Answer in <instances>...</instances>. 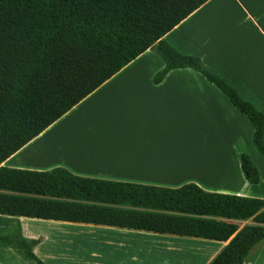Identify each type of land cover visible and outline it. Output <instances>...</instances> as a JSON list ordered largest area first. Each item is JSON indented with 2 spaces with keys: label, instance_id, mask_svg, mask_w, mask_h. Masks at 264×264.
Returning a JSON list of instances; mask_svg holds the SVG:
<instances>
[{
  "label": "trees",
  "instance_id": "1",
  "mask_svg": "<svg viewBox=\"0 0 264 264\" xmlns=\"http://www.w3.org/2000/svg\"><path fill=\"white\" fill-rule=\"evenodd\" d=\"M208 0H0V214L82 222L228 241L209 264H246L264 240V198L80 175L65 166L2 165L122 68L152 46L165 66L193 68L244 113L264 156V113L200 57L163 37ZM245 178L261 181L248 153ZM240 226L225 219L246 220ZM0 245L45 264L18 233Z\"/></svg>",
  "mask_w": 264,
  "mask_h": 264
},
{
  "label": "crops",
  "instance_id": "2",
  "mask_svg": "<svg viewBox=\"0 0 264 264\" xmlns=\"http://www.w3.org/2000/svg\"><path fill=\"white\" fill-rule=\"evenodd\" d=\"M163 38L180 52L200 57L206 68L223 77L264 113V0H208ZM164 66L156 46L150 47L2 165L33 169L65 166L85 176L171 187L196 182L208 191L247 195L258 183L245 178L241 154L251 156L261 179L264 169V157L253 142V124L214 83L193 68H175L161 82H155L156 73ZM179 145L185 148L179 149ZM225 220L241 227L253 222V218ZM60 225L76 227L77 231L124 230L0 214V235L20 234L43 262L50 257L56 264H90L87 257L66 253L62 241L65 236L57 227ZM49 226L56 227V236L45 247L47 236H42ZM158 234V243L183 250L186 256H180L182 264H191L189 251H208V243L213 241H188L192 243L189 247L179 241L197 237ZM78 236L79 243L107 241L108 237ZM227 242L220 241L200 264H209ZM194 244L206 247L193 248ZM90 253L95 264H108L112 256L95 250ZM149 254L153 257L156 252ZM169 256L162 258L167 261ZM0 264L39 263L13 246L0 245Z\"/></svg>",
  "mask_w": 264,
  "mask_h": 264
},
{
  "label": "rangeland",
  "instance_id": "3",
  "mask_svg": "<svg viewBox=\"0 0 264 264\" xmlns=\"http://www.w3.org/2000/svg\"><path fill=\"white\" fill-rule=\"evenodd\" d=\"M263 156V155H262ZM264 157V156H263ZM256 189V190H255ZM262 194L264 195V169H262V179L257 184L256 188H250L248 191L249 194ZM246 195V194H245ZM59 229H62L63 238L62 241L66 243L65 251L69 256H74L76 258H85L87 257L89 259L90 264H95V259L91 257V250H95L97 252L101 251L102 253L106 254L107 256H111L110 259H108V264H152L154 262L155 264H180L181 258L180 256L183 255V257L186 256V254L183 252V250L180 249L181 252H179V249L177 246L172 245L171 247H167L163 244H160L157 242L156 236H159L160 234L149 232L146 230H136V229H128L124 228L123 231H111V230H103L98 228H86L83 229V231H77L76 227L71 226L68 229V226L60 225L57 226ZM67 227V228H66ZM108 228H111V226H107ZM106 227V228H107ZM113 227V226H112ZM46 233H44V236H47V238L44 240V246L48 247L51 240L56 236L54 229H56L55 226H49ZM66 228V229H65ZM118 228V227H115ZM60 232V231H59ZM58 232V234H59ZM89 235V234H96V235H107V241H101L97 243H79L78 235ZM60 236V235H58ZM110 236V237H109ZM182 239V238H179ZM183 239H189V240H180L179 243L185 242L187 244H184V246H189L192 243H189L188 241H207L204 240V238H183ZM210 241V240H208ZM218 243L220 241H210L208 243V251H201V249H193L189 251L190 257L189 260H191V264H200L201 262H204L208 255L210 254V251L212 249H215L216 246H218ZM205 248L204 245H197L194 244L193 248ZM47 250V249H45ZM155 251L156 254L153 257H150L151 252ZM207 252V253H206ZM50 252H48L49 254ZM166 255L169 256V260L165 261L162 257ZM50 257H46L45 264H56L55 261L49 259ZM84 264H89L88 262H85ZM182 264V263H181ZM185 264V263H184ZM246 264H264V240L259 242L254 246V248L251 250Z\"/></svg>",
  "mask_w": 264,
  "mask_h": 264
},
{
  "label": "bare ground",
  "instance_id": "4",
  "mask_svg": "<svg viewBox=\"0 0 264 264\" xmlns=\"http://www.w3.org/2000/svg\"><path fill=\"white\" fill-rule=\"evenodd\" d=\"M176 142H177V141H176ZM183 142H184V141H183ZM177 144H179V143L177 142ZM183 144H184V143H183ZM188 145H189V144L187 143V146H188ZM170 146H171V144H170ZM170 146H169V147H170ZM182 146H183V145H182ZM182 146L179 145V146H178L179 149H180ZM194 146H195V145H194ZM183 147H184V146H183ZM189 147L192 149V146H191V145H189ZM170 148H171V147H170ZM170 148H169V149H170ZM184 148H185V147H184ZM191 149H190V150H191ZM197 149H198V148H196L195 150H197ZM172 150H173V148H172ZM172 150H171V151H172ZM176 150H177V149H176ZM184 150H185V149H184ZM186 150H189V148H187ZM190 150H189V151H190ZM181 152L183 153L182 150H181ZM171 153H172V152H171ZM177 153H178V152H177ZM190 153H191V151H190ZM194 153H195V152H194V150H193V155H194ZM185 154H186V153H185ZM195 154L198 156L197 152H196ZM175 155H176V154H175ZM175 155H174V156H175ZM193 155H191V156H193ZM183 156H184V155H183ZM185 156H187V154H186ZM185 156H184V157H185ZM175 158L177 159L176 156H175ZM179 158H181L180 155H179ZM179 158H178V160H179ZM198 158H199V157H198ZM185 159H186V158H185ZM187 159H188V158H187ZM192 159H193V157H192ZM178 160H177V161H178ZM195 160H197V159H196V156H195ZM198 161H199V160H198ZM179 162H180V160L178 161V163H179ZM187 163H188V162H187ZM194 163H195V162H194ZM197 163H198V162H197ZM197 163H196V164H197ZM228 163H229V162H228ZM199 164L202 165V163H200V162H199ZM201 165H200V166H201ZM182 166H183V165H182ZM189 166H190V165H189ZM195 166H196V165H195ZM229 166L231 167V165H229ZM191 167H192V166H191ZM191 167H190V168H191ZM198 167H199V166H198ZM203 167H204V166H203ZM195 169H198L197 166H196ZM202 169H203V168H202V166H201V167H200V170L202 171ZM194 171H195V170H194ZM198 171H199V169H198ZM198 171H197V172H198ZM192 172H193V171H192ZM203 172L205 173L204 170H203ZM193 173H194V172H193ZM198 173H200V172H198ZM201 173H202V172H201ZM231 173H232V172H231ZM207 174H208V173H207ZM215 181H216V180H215Z\"/></svg>",
  "mask_w": 264,
  "mask_h": 264
}]
</instances>
